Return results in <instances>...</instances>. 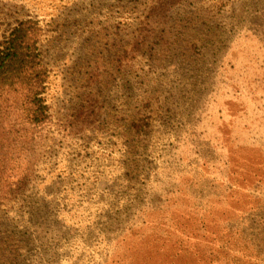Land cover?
<instances>
[{
	"label": "rangeland",
	"instance_id": "1",
	"mask_svg": "<svg viewBox=\"0 0 264 264\" xmlns=\"http://www.w3.org/2000/svg\"><path fill=\"white\" fill-rule=\"evenodd\" d=\"M154 1L0 0V40L41 29L52 115L0 264H264V0Z\"/></svg>",
	"mask_w": 264,
	"mask_h": 264
},
{
	"label": "trees",
	"instance_id": "2",
	"mask_svg": "<svg viewBox=\"0 0 264 264\" xmlns=\"http://www.w3.org/2000/svg\"><path fill=\"white\" fill-rule=\"evenodd\" d=\"M182 0H157L149 14L166 13ZM41 29L36 21L25 19L11 27L0 40V97L10 131L0 130V199L15 192L27 178V166L19 169L37 139L45 140L51 111L45 91L47 69L39 42ZM41 129V130H39ZM13 134V135H12ZM14 146L13 149H9ZM64 260V259H63ZM63 262V261H61ZM56 263V262H55Z\"/></svg>",
	"mask_w": 264,
	"mask_h": 264
}]
</instances>
